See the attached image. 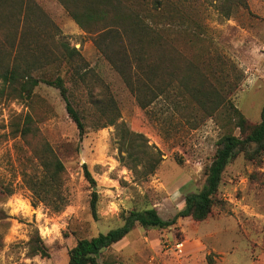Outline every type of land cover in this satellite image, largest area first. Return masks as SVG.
Returning <instances> with one entry per match:
<instances>
[{
  "label": "rangeland",
  "instance_id": "rangeland-1",
  "mask_svg": "<svg viewBox=\"0 0 264 264\" xmlns=\"http://www.w3.org/2000/svg\"><path fill=\"white\" fill-rule=\"evenodd\" d=\"M121 1L139 7L146 25L174 37L182 70L208 48L211 56L226 62L224 84L237 79L239 71L233 102L250 122L260 121L264 0H246L247 8H228L225 0H160L163 10L156 18L150 17L155 0ZM172 11L174 18L166 16ZM189 26L195 33L193 46L184 31ZM134 34L127 22L112 19L81 27L60 0H0V62L18 63L37 76H62L86 123L80 139L65 100L52 85L42 82L31 96H20L0 81V264H69V250L79 238L121 226L123 214L134 208L154 207L162 218L170 219L185 208L186 194L202 189L224 129L192 104L185 107L175 99L173 103V94L143 104L147 98H139L144 90L137 88L150 81L122 71L128 64L133 71L139 66L132 52L140 47ZM62 42L78 50L71 63ZM75 69L86 76L78 85ZM92 88L96 95L102 91L115 100L118 127L97 126L104 120H98L91 102ZM28 115L33 130L22 136L16 129ZM123 130L130 132L134 142L128 147L145 159L144 165L135 167L136 161L122 158L127 155L120 151ZM49 147L65 166L61 192L68 202L59 212L43 201L33 205L35 198L26 183L44 175L40 155ZM149 159L156 165L153 173L148 172ZM84 163L96 187L87 180ZM94 189L99 195L96 218L90 206ZM37 233L49 256L33 252L31 239ZM99 262L264 264V154L261 161H250L241 152L226 166L204 220L179 217L164 229L137 224L102 250Z\"/></svg>",
  "mask_w": 264,
  "mask_h": 264
},
{
  "label": "trees",
  "instance_id": "trees-1",
  "mask_svg": "<svg viewBox=\"0 0 264 264\" xmlns=\"http://www.w3.org/2000/svg\"><path fill=\"white\" fill-rule=\"evenodd\" d=\"M60 2L81 27L108 19L129 24L135 33L134 36L138 38L139 49L141 47L147 49L140 51L135 46L134 49L136 50L132 52L133 56L136 57L137 64H139L138 68L133 71V65L128 64L127 66L126 61H123L124 66H127L128 69L122 71L130 70L128 73L130 78L135 73L138 75L137 77H144L150 81L142 83L143 85L137 88L139 91L144 90L139 95L142 100L147 98L143 103L144 105L150 104L154 98L171 97L170 94H173V103L177 100L185 107L192 104L206 116L215 118L224 129L218 140L215 155L206 167V180L202 189L185 195V208L179 211L177 215L170 219H164L154 207L134 208L127 214H123L124 222L121 226L91 237L79 238L69 250V264H101L99 256L102 250L110 248L123 239L137 224L147 229H164L176 224L179 217L191 216L198 221L204 220L211 212L214 195L218 190L226 166L241 152L250 161H261L264 154V106L260 121L258 123L250 122L232 99L233 91L236 90L241 79L240 72L237 71L236 73L237 79L224 84L221 78L226 62L223 63L225 60H221L220 56H211L212 53L208 51V48L196 55L197 60H188L186 68L182 70L178 64L179 51L174 49L175 45H173L174 37L164 36L159 31L161 29L146 25L139 7L124 4L121 0H60ZM224 5L228 8L232 5L247 8L246 0H225ZM162 10V2L155 0L150 17H158ZM174 10L178 14L177 8ZM175 13L172 11L166 16L174 18ZM230 16L231 13H227V17ZM189 30H191L190 26L184 31L189 35V44L193 46L195 33ZM61 46L66 52V60L71 63L78 50L64 42L61 43ZM212 63L219 65V67H213ZM176 74L180 78L176 79ZM124 75L129 78L126 74ZM84 78L86 76L81 71L74 70L73 79L77 85L79 79ZM175 80H178L179 83ZM0 81L20 96L24 94L31 96L34 88L42 82L56 87L65 100L68 114L77 125L80 139L84 137L86 123L81 110L72 99L71 87L66 84L62 76L59 75L54 78L37 76L18 63L0 62ZM130 84L132 85L131 80ZM94 91L95 88L90 91L91 102L98 112V120H104L97 126L115 125L118 127L120 111L115 100L112 97L106 98L102 91L98 95ZM16 130L22 136L32 132L31 116L28 115L23 124L19 125ZM236 130L238 134L235 132ZM123 132L124 141L120 151L126 152L127 155L122 158H131L136 161L135 167L139 164L144 165L145 159L138 152L130 150L128 147V144L132 145L134 142L130 132L128 130H123ZM40 160L43 163L44 175L26 181L35 198L33 205L43 201L49 205L51 210L59 212L68 202V199L66 200L61 192L60 176L65 170L64 163L51 151L50 147L49 152L47 149L42 151ZM148 162L150 164L148 172L153 173L156 165L152 164L150 159ZM83 169L87 180L96 187V180L86 163L83 164ZM12 192L10 191V193ZM98 201V191L94 189L90 206L95 218L98 216ZM31 243L34 253L43 257L49 256L48 248L38 233L36 237L31 239Z\"/></svg>",
  "mask_w": 264,
  "mask_h": 264
}]
</instances>
